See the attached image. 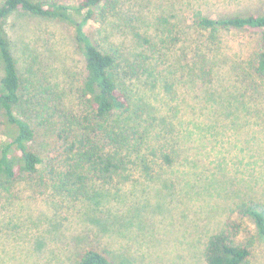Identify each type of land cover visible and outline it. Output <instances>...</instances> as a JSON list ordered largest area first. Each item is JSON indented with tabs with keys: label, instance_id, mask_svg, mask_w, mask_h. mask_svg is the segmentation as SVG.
<instances>
[{
	"label": "rangeland",
	"instance_id": "374dc122",
	"mask_svg": "<svg viewBox=\"0 0 264 264\" xmlns=\"http://www.w3.org/2000/svg\"><path fill=\"white\" fill-rule=\"evenodd\" d=\"M132 4L131 12L138 17L132 25L138 31L147 30L153 43L160 34L168 37V51L160 55L161 73L156 72L155 81L149 83L153 86L144 90L153 96L155 106L162 102L164 109L181 108V120L186 122L184 162L153 179L135 174L138 178L128 180L119 191L112 190L108 196L102 192L90 208L81 211L77 206L81 212L74 216L66 206H49L37 179L0 188V264H73L79 249L97 246L106 247L111 259L120 264H205L206 240L222 229L230 209L242 198L264 202V77H257L248 65L258 48L257 38L250 31H226L213 40L200 37L203 34L192 26L196 11L212 18L259 13L264 0H134ZM3 30L19 72L27 74L35 63V69L46 72L64 106L74 108L83 63L69 28L12 13ZM85 30L91 37L123 47L127 58L141 52L129 27L113 30L90 22ZM203 37L227 62L226 67L219 65L222 75L235 66L230 78L217 86L240 95L252 83L262 95L247 94L243 100L237 96L235 101L221 103L214 95L210 100L198 99V84L184 90L176 82L179 74L173 65L192 60ZM57 147L51 131L41 128L34 150L49 157L56 155ZM247 235L241 233L239 240ZM251 251L250 264H264V241L256 240Z\"/></svg>",
	"mask_w": 264,
	"mask_h": 264
},
{
	"label": "trees",
	"instance_id": "16d2710c",
	"mask_svg": "<svg viewBox=\"0 0 264 264\" xmlns=\"http://www.w3.org/2000/svg\"><path fill=\"white\" fill-rule=\"evenodd\" d=\"M132 1H1L0 126L4 139L0 141V188L6 190L16 183L37 179L49 206H66L67 213L74 216L90 208L102 197V192L108 196L112 190L119 191L135 174L153 179L167 173L176 163L184 162L181 152H184L186 122L181 120L184 116L181 108L164 109L162 102L155 106L151 101L153 96L144 90L147 85L153 86L149 83L155 81V73H161L158 68L164 61L160 62V55L168 51V37L160 34L156 36L160 40L153 43L147 30L138 31L132 25L133 21L138 22V17L132 14L135 7ZM12 13L55 21L71 31L83 63L75 109L64 106L46 72L35 69V63L27 74L19 72L3 30L4 21ZM90 22L113 30L131 28L141 52L127 58L126 51L118 44L91 37L85 30ZM162 22L166 23L164 19ZM192 22L198 33L203 34L200 37L207 35L213 40L221 32H252L258 48L248 65L257 77H264V9L221 18L196 11ZM205 40L203 37L198 42L192 60L173 65L174 72L179 74L176 82L184 90L198 84L201 88L198 99L202 96L210 100L214 95L221 103L235 101L237 96L243 100L247 94L253 95L252 98L262 95L263 91L252 83L240 95L227 93L229 87L222 90L221 84L217 86L224 83L225 77L230 78L235 66L222 75L219 65L226 67L227 62L213 43ZM237 76L233 78L239 83ZM164 107L167 108L166 103ZM41 128L55 137L58 144L55 156L42 157L34 150ZM77 206H81L80 212ZM241 233H248L243 241L239 240ZM258 239L264 241V202L253 197L242 198L230 209L222 229L207 238L203 261L250 264L251 250ZM109 254L106 247H85L79 249L73 264H120Z\"/></svg>",
	"mask_w": 264,
	"mask_h": 264
}]
</instances>
